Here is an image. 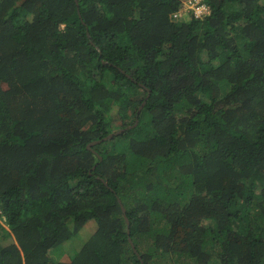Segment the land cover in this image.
Wrapping results in <instances>:
<instances>
[{
	"label": "trees",
	"instance_id": "obj_1",
	"mask_svg": "<svg viewBox=\"0 0 264 264\" xmlns=\"http://www.w3.org/2000/svg\"><path fill=\"white\" fill-rule=\"evenodd\" d=\"M203 1L0 0V264H264V0Z\"/></svg>",
	"mask_w": 264,
	"mask_h": 264
},
{
	"label": "clouds",
	"instance_id": "obj_2",
	"mask_svg": "<svg viewBox=\"0 0 264 264\" xmlns=\"http://www.w3.org/2000/svg\"><path fill=\"white\" fill-rule=\"evenodd\" d=\"M181 3L180 14L184 13L189 18L192 14H194L196 18H205L204 16L209 15L211 12L210 6L203 0H181ZM63 245L67 247L66 249H70V242H66Z\"/></svg>",
	"mask_w": 264,
	"mask_h": 264
},
{
	"label": "rangeland",
	"instance_id": "obj_3",
	"mask_svg": "<svg viewBox=\"0 0 264 264\" xmlns=\"http://www.w3.org/2000/svg\"><path fill=\"white\" fill-rule=\"evenodd\" d=\"M87 226H90V227H87V228H86V233H83V234L81 235V237L77 240V244L80 243V239L83 240V239L87 236V233L90 234L91 232H93L94 230H96V227H97V226H93V225H87ZM65 257H66V256H65Z\"/></svg>",
	"mask_w": 264,
	"mask_h": 264
},
{
	"label": "water",
	"instance_id": "obj_4",
	"mask_svg": "<svg viewBox=\"0 0 264 264\" xmlns=\"http://www.w3.org/2000/svg\"><path fill=\"white\" fill-rule=\"evenodd\" d=\"M145 103H146V100L143 102V104L141 105L140 109L143 108V106L145 105ZM121 131H122V130H119L118 133L121 132ZM113 134H115V133H112L111 135H109V137H112Z\"/></svg>",
	"mask_w": 264,
	"mask_h": 264
}]
</instances>
